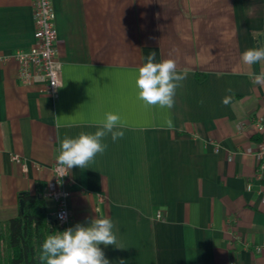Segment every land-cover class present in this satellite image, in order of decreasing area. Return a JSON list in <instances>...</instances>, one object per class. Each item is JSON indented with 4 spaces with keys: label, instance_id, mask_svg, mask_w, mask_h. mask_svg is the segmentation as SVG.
Listing matches in <instances>:
<instances>
[{
    "label": "crops",
    "instance_id": "0c3cea01",
    "mask_svg": "<svg viewBox=\"0 0 264 264\" xmlns=\"http://www.w3.org/2000/svg\"><path fill=\"white\" fill-rule=\"evenodd\" d=\"M53 1L58 95L23 85L17 61L0 63V223L37 183L54 219L44 194L59 188L61 142L112 113L124 136L68 170L64 230L110 218L123 247L100 245L110 264H264V87L251 79L264 64L240 59L264 45V0ZM34 32V0H0V56L31 48ZM150 52L189 69L172 109L138 99Z\"/></svg>",
    "mask_w": 264,
    "mask_h": 264
},
{
    "label": "clouds",
    "instance_id": "9594fccd",
    "mask_svg": "<svg viewBox=\"0 0 264 264\" xmlns=\"http://www.w3.org/2000/svg\"><path fill=\"white\" fill-rule=\"evenodd\" d=\"M155 52H150L145 63L138 71L136 86L139 89L138 99L146 105H159L172 109L175 106L176 90L183 86L189 75V69L179 68L178 61L166 59L154 63ZM242 63L251 67L264 64V45L245 50ZM252 83L264 87V71L253 74ZM229 93L232 89H227ZM231 96H226L222 103L227 105ZM202 103V102H201ZM121 117L107 113L94 134L81 133L78 138H65L61 142L58 165L65 171L73 168L86 169L95 161L97 154L103 155L108 145L103 141L109 137L113 143L124 136ZM114 223L110 218L99 217L90 221L89 226L76 224L59 234L49 235L41 246L38 257L41 264H110L100 245H112L123 249L114 232ZM120 264H124L121 261Z\"/></svg>",
    "mask_w": 264,
    "mask_h": 264
},
{
    "label": "built area",
    "instance_id": "2783aa9c",
    "mask_svg": "<svg viewBox=\"0 0 264 264\" xmlns=\"http://www.w3.org/2000/svg\"><path fill=\"white\" fill-rule=\"evenodd\" d=\"M34 45L28 50H19L11 55L0 56V63L4 64L15 60L19 65L18 78L25 86H31L37 81L43 83L41 93L50 97H56L61 83V66L58 62V31L56 27V11L53 0H34ZM258 130L264 129L261 123H257ZM262 158L264 145L260 147ZM14 160L21 164L18 156ZM23 165V163H22ZM25 166V165H23ZM55 185L59 188L51 189L44 196L53 199L57 203L54 219L65 229L70 223V210L68 206L69 192L66 189L68 170L62 169L58 163L53 167ZM161 218V215H158ZM65 231V230H64ZM260 249H258L259 251Z\"/></svg>",
    "mask_w": 264,
    "mask_h": 264
},
{
    "label": "trees",
    "instance_id": "16d2710c",
    "mask_svg": "<svg viewBox=\"0 0 264 264\" xmlns=\"http://www.w3.org/2000/svg\"><path fill=\"white\" fill-rule=\"evenodd\" d=\"M44 186L37 183V193L19 195V214L0 223L1 264H41V246L49 235L64 229L48 219L43 197Z\"/></svg>",
    "mask_w": 264,
    "mask_h": 264
},
{
    "label": "water",
    "instance_id": "95a60500",
    "mask_svg": "<svg viewBox=\"0 0 264 264\" xmlns=\"http://www.w3.org/2000/svg\"><path fill=\"white\" fill-rule=\"evenodd\" d=\"M48 219L54 221L55 223H57V221L52 218V215H48Z\"/></svg>",
    "mask_w": 264,
    "mask_h": 264
}]
</instances>
